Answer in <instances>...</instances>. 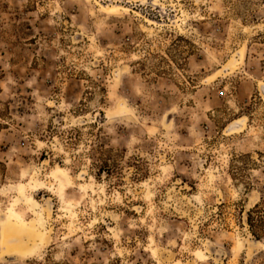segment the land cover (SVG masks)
I'll use <instances>...</instances> for the list:
<instances>
[{
    "label": "rangeland",
    "instance_id": "obj_1",
    "mask_svg": "<svg viewBox=\"0 0 264 264\" xmlns=\"http://www.w3.org/2000/svg\"><path fill=\"white\" fill-rule=\"evenodd\" d=\"M256 204L264 0H0V264H264Z\"/></svg>",
    "mask_w": 264,
    "mask_h": 264
},
{
    "label": "trees",
    "instance_id": "obj_2",
    "mask_svg": "<svg viewBox=\"0 0 264 264\" xmlns=\"http://www.w3.org/2000/svg\"><path fill=\"white\" fill-rule=\"evenodd\" d=\"M246 221L253 235L260 236L264 234V205L256 204L254 208L247 213Z\"/></svg>",
    "mask_w": 264,
    "mask_h": 264
},
{
    "label": "bare ground",
    "instance_id": "obj_3",
    "mask_svg": "<svg viewBox=\"0 0 264 264\" xmlns=\"http://www.w3.org/2000/svg\"><path fill=\"white\" fill-rule=\"evenodd\" d=\"M10 214V213H9ZM11 215V214H10Z\"/></svg>",
    "mask_w": 264,
    "mask_h": 264
}]
</instances>
